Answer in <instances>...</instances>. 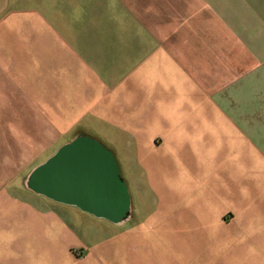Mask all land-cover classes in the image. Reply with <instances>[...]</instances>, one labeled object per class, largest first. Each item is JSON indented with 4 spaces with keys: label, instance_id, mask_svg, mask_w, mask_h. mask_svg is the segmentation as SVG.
<instances>
[{
    "label": "crops",
    "instance_id": "obj_1",
    "mask_svg": "<svg viewBox=\"0 0 264 264\" xmlns=\"http://www.w3.org/2000/svg\"><path fill=\"white\" fill-rule=\"evenodd\" d=\"M99 130L139 188H203L192 257L264 264V0H0V264H105L109 220L25 184Z\"/></svg>",
    "mask_w": 264,
    "mask_h": 264
},
{
    "label": "rangeland",
    "instance_id": "obj_2",
    "mask_svg": "<svg viewBox=\"0 0 264 264\" xmlns=\"http://www.w3.org/2000/svg\"><path fill=\"white\" fill-rule=\"evenodd\" d=\"M99 133L95 135L114 153L121 176L127 177L125 179L130 199L128 218L117 224L99 220L100 230L108 236H113L109 243L115 245L110 255H100L104 258L105 264H134L133 251L139 256V264H202V260L191 256L192 249L188 235L192 232L190 230L192 225L188 226L186 218L192 217L194 220L204 218L206 200L203 198V188H154L153 178L148 188H139L137 162L134 164L129 161L128 170H124L123 145L119 143L120 139L113 133L109 134L107 130H99ZM108 140H114L116 144H106ZM61 145H58L54 151ZM7 147L12 152L18 151L23 159L18 162L9 161L4 155L3 161L4 166L12 170L18 164L19 174L11 179L15 183H21L29 167L38 163L40 157L28 160L29 146H3L4 149ZM163 181L168 187L170 186V176L163 178ZM174 222L176 223L173 224ZM173 227L177 229L174 237L171 235ZM134 229L135 233L132 232ZM196 247L202 249L203 240L199 239Z\"/></svg>",
    "mask_w": 264,
    "mask_h": 264
},
{
    "label": "water",
    "instance_id": "obj_3",
    "mask_svg": "<svg viewBox=\"0 0 264 264\" xmlns=\"http://www.w3.org/2000/svg\"><path fill=\"white\" fill-rule=\"evenodd\" d=\"M26 186L54 201L119 223L130 209L126 183L112 151L78 134L34 167Z\"/></svg>",
    "mask_w": 264,
    "mask_h": 264
},
{
    "label": "flooded vegetation",
    "instance_id": "obj_4",
    "mask_svg": "<svg viewBox=\"0 0 264 264\" xmlns=\"http://www.w3.org/2000/svg\"><path fill=\"white\" fill-rule=\"evenodd\" d=\"M130 210V209H129ZM129 217V211H127V213H126V217L124 218V219H126V218H128Z\"/></svg>",
    "mask_w": 264,
    "mask_h": 264
}]
</instances>
